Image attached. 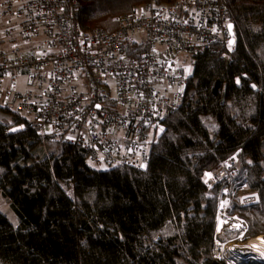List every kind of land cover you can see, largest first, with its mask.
I'll use <instances>...</instances> for the list:
<instances>
[{"label":"trees","instance_id":"1","mask_svg":"<svg viewBox=\"0 0 264 264\" xmlns=\"http://www.w3.org/2000/svg\"><path fill=\"white\" fill-rule=\"evenodd\" d=\"M144 1L77 0L76 20L112 30ZM224 2L234 43L188 55L183 102L163 119L144 167L95 168L83 150L27 123L11 132L25 122L13 111L0 120V193L17 218L0 211V264H228L212 254L225 183L244 238L264 237V0ZM231 157L239 173L208 188L205 171ZM241 185L250 198H238Z\"/></svg>","mask_w":264,"mask_h":264},{"label":"built area","instance_id":"2","mask_svg":"<svg viewBox=\"0 0 264 264\" xmlns=\"http://www.w3.org/2000/svg\"><path fill=\"white\" fill-rule=\"evenodd\" d=\"M77 12V0H0V102L49 140L83 150L95 168H142L163 119L183 102L188 55L211 44L231 47L227 6L146 0L118 16L114 29L89 31ZM237 173L231 157L205 171L204 183L212 188ZM231 194L225 183L212 254L228 264L249 261L248 253L264 262L247 245L251 237L234 242L245 239L246 225L230 213Z\"/></svg>","mask_w":264,"mask_h":264},{"label":"rangeland","instance_id":"3","mask_svg":"<svg viewBox=\"0 0 264 264\" xmlns=\"http://www.w3.org/2000/svg\"><path fill=\"white\" fill-rule=\"evenodd\" d=\"M1 30H2V22H0V35H1ZM192 71H193V65H192V63L190 62V61H188V63H186L185 64V72H186V74H188V75H191L192 74ZM5 106V104L4 103H2V102H0V107L2 108V107H4ZM0 108V120H8L9 118H10V112H12V111H14V107H13V105H10L9 104V107H8V109H9V111H7V110H4V109H1ZM5 108V107H4ZM161 131V128H159L158 129V134H159V132ZM106 166H104V168H105ZM251 191H249V190H247L246 188H245V185H241L239 188H238V190H237V192H236V195L238 196V198H240L241 200H245V199H248V198H250L251 197ZM0 211L2 212V213H4L6 216H7V218L9 219V221L13 224V225H16L17 224V218H16V216H15V214H14V212L12 211V209L10 208V206H9V202H8V200L4 197V196H2L1 195V193H0ZM231 234V236L230 237H232V232H226L225 234H224V237H227V236H229ZM255 238V237H254ZM254 238H251L250 240H249V242L252 240V239H254ZM261 238L262 239H264V237L263 236H261ZM245 240L246 239H234V242H236V243H238V245H241V244H243L244 242H245ZM245 247H247V246H245ZM245 247L243 246V249H245ZM253 249H254V251L256 252V253H261V251L260 250H257L256 249V247H253ZM247 250H248V248H247ZM231 253H233V252H231V251H229L228 252V255L230 256V258H232L233 256H232V254ZM232 256V257H231ZM244 256V255H243ZM245 256H246V258L247 259H255V260H259L257 257H261L260 255H258L257 257L256 256H254V255H251L250 253H248V254H245ZM229 261H231V260H229Z\"/></svg>","mask_w":264,"mask_h":264},{"label":"water","instance_id":"4","mask_svg":"<svg viewBox=\"0 0 264 264\" xmlns=\"http://www.w3.org/2000/svg\"><path fill=\"white\" fill-rule=\"evenodd\" d=\"M228 31H229V45L232 46L233 43H234V31H233V23L232 22H229L228 24ZM25 128V125L24 124H21V125H16L12 128H10V131H19V130H22Z\"/></svg>","mask_w":264,"mask_h":264},{"label":"bare ground","instance_id":"5","mask_svg":"<svg viewBox=\"0 0 264 264\" xmlns=\"http://www.w3.org/2000/svg\"><path fill=\"white\" fill-rule=\"evenodd\" d=\"M250 247H256L257 250H262L261 253L264 254V239H262L260 236L255 237L247 244Z\"/></svg>","mask_w":264,"mask_h":264}]
</instances>
